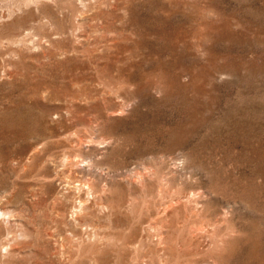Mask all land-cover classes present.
<instances>
[{"label":"rangeland","instance_id":"rangeland-1","mask_svg":"<svg viewBox=\"0 0 264 264\" xmlns=\"http://www.w3.org/2000/svg\"><path fill=\"white\" fill-rule=\"evenodd\" d=\"M14 7L0 264H264V0Z\"/></svg>","mask_w":264,"mask_h":264},{"label":"bare ground","instance_id":"bare-ground-1","mask_svg":"<svg viewBox=\"0 0 264 264\" xmlns=\"http://www.w3.org/2000/svg\"><path fill=\"white\" fill-rule=\"evenodd\" d=\"M1 1H4L5 3H7V5L8 6H10V7H14V6H20L21 4H24L25 3V1L26 0H1ZM2 4V3H1ZM5 6V5H4ZM25 6V5H24ZM15 8V7H14ZM13 8V9H14ZM11 10V9H10ZM2 11V10H1ZM4 11H5V9H4ZM29 11V10H28ZM3 12V11H2ZM27 12V11H26ZM25 12H23V14H24ZM2 14V13H1ZM9 14V13H8ZM27 15H29V14H27ZM2 16V15H1ZM16 18H18V17H16ZM29 19V18H28ZM1 20V19H0ZM4 20V19H3ZM20 20V19H19ZM2 21V20H1ZM12 20L10 19V22H11ZM3 22V21H2ZM5 22V21H4ZM3 22V23H4ZM7 22H9V20L7 19ZM32 22V21H31ZM21 23V22H20ZM19 23V24H20ZM37 23V22H36ZM5 24V23H4ZM3 24V25H4ZM48 24V23H47ZM0 25H2V24H0ZM21 25V24H20ZM6 27V26H5ZM4 27V28H5ZM22 27V26H21ZM20 27V28H21ZM9 29H10V27H9ZM17 31V30H16ZM1 33V32H0ZM2 34H3V32H2ZM6 34H7V32H6ZM7 36H8V34H7ZM14 36V35H13ZM17 42V41H16ZM5 45V44H4ZM15 48V47H14Z\"/></svg>","mask_w":264,"mask_h":264}]
</instances>
